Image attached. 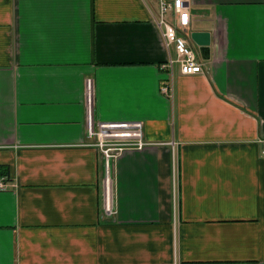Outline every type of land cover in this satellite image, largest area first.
Returning a JSON list of instances; mask_svg holds the SVG:
<instances>
[{"label": "crops", "instance_id": "0c3cea01", "mask_svg": "<svg viewBox=\"0 0 264 264\" xmlns=\"http://www.w3.org/2000/svg\"><path fill=\"white\" fill-rule=\"evenodd\" d=\"M192 3L169 96L157 0H0V264H264V0ZM91 119L143 124L112 208Z\"/></svg>", "mask_w": 264, "mask_h": 264}, {"label": "built area", "instance_id": "2783aa9c", "mask_svg": "<svg viewBox=\"0 0 264 264\" xmlns=\"http://www.w3.org/2000/svg\"><path fill=\"white\" fill-rule=\"evenodd\" d=\"M158 13H152L154 23L160 31L168 53V59L161 65L166 72L167 79L162 86L164 94L173 95V80L176 67L179 66L183 75L201 74L204 72L203 60L190 45L186 31L190 28L193 18L192 0H157ZM175 53V54H174ZM86 95L88 104H92L93 86L87 81ZM91 134L97 137V146L101 149L106 159L107 180L105 181V194L107 206H113L111 199L112 189L110 174V160L115 158L123 148H143L146 142L143 137V124L141 122L129 123H101L97 129L93 128L90 120ZM264 159V147L261 151ZM175 162V155H174ZM177 165L175 162L174 174L176 178ZM178 176V175H177ZM8 190L7 183L0 179V191Z\"/></svg>", "mask_w": 264, "mask_h": 264}, {"label": "water", "instance_id": "95a60500", "mask_svg": "<svg viewBox=\"0 0 264 264\" xmlns=\"http://www.w3.org/2000/svg\"><path fill=\"white\" fill-rule=\"evenodd\" d=\"M191 38L199 47L202 58L208 60L210 58V33L194 32Z\"/></svg>", "mask_w": 264, "mask_h": 264}, {"label": "trees", "instance_id": "16d2710c", "mask_svg": "<svg viewBox=\"0 0 264 264\" xmlns=\"http://www.w3.org/2000/svg\"><path fill=\"white\" fill-rule=\"evenodd\" d=\"M0 172H1V175H5L7 177H9V169L7 166H0ZM3 172V174H2Z\"/></svg>", "mask_w": 264, "mask_h": 264}, {"label": "rangeland", "instance_id": "374dc122", "mask_svg": "<svg viewBox=\"0 0 264 264\" xmlns=\"http://www.w3.org/2000/svg\"><path fill=\"white\" fill-rule=\"evenodd\" d=\"M175 162H176V165H177V163H178V154H177V151H176V153H175ZM175 162H174V167H175ZM178 176H177V173H176V182H177V178Z\"/></svg>", "mask_w": 264, "mask_h": 264}]
</instances>
